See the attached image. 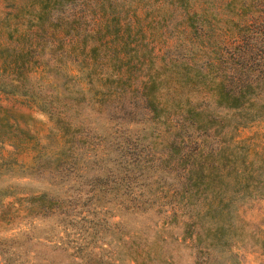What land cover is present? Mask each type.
I'll return each mask as SVG.
<instances>
[{"label": "trees", "instance_id": "obj_1", "mask_svg": "<svg viewBox=\"0 0 264 264\" xmlns=\"http://www.w3.org/2000/svg\"><path fill=\"white\" fill-rule=\"evenodd\" d=\"M216 3L31 0L19 33L25 44L16 38L11 42L13 30L7 33L10 41L3 48L9 58L3 70L9 73V87L34 81L41 91L50 86L22 68L30 59L56 73L69 60L82 65L86 77L92 73L99 80L91 98L93 108L106 111L97 127L101 131L96 123L72 124L70 86L63 92L56 84L50 93L36 95L64 135L59 162L74 168L84 161L85 171L91 170L84 197L93 211L120 216L114 223L121 229L119 250L134 264L170 260L160 246L131 239L126 214L150 211L158 215L156 228L179 223L186 236L214 235L207 246L219 243L217 234L230 231L233 203L264 194V161L232 134L248 122L264 120V0L219 2L230 22V40L221 44L210 40L212 29H204L212 27L210 7ZM150 15L174 24L159 55L141 48L135 32L154 23ZM177 42L182 53H163ZM61 75L62 81L74 78ZM224 111H230L227 118ZM73 189L81 191L78 184Z\"/></svg>", "mask_w": 264, "mask_h": 264}, {"label": "rangeland", "instance_id": "obj_2", "mask_svg": "<svg viewBox=\"0 0 264 264\" xmlns=\"http://www.w3.org/2000/svg\"><path fill=\"white\" fill-rule=\"evenodd\" d=\"M214 1L216 5L210 7L215 12L212 27L204 29H212L210 40L221 44L223 39L230 40V22L224 19L227 9L220 5L221 0ZM30 2L0 0V264H134L119 250L121 229L114 223L120 216L93 211V204L84 197L88 188L85 180L91 170L85 171L84 161L75 169L59 162L64 135L54 116L42 109L36 95L50 93L56 84L63 92H68L70 86L68 112L72 124L96 123V131H101L106 111L93 108L91 98L93 89H99V80L92 73L86 77L82 65L63 60L60 70L74 78L62 81V72H45L30 59L22 68L30 77L50 86L41 91L35 88L34 81L15 89L9 87V73L3 70L9 56L3 46L10 41L7 33L11 30V42L16 38L25 44V37L19 33L25 27L24 12ZM205 7L209 9L206 2ZM141 15L139 10V18ZM150 18L154 23L142 26L140 20V30L135 32L141 48L159 55L171 38L170 25L174 24L168 18ZM178 36L182 37L180 33ZM202 36L199 39L204 43ZM220 48L217 45L216 52ZM182 52L178 42L163 51L167 56ZM224 112L227 118L230 111ZM135 127L138 131L139 126ZM232 134L251 152H257L258 160L264 161V120L248 122ZM77 184L80 193L73 189ZM233 204L230 231L217 234L219 243L207 246L208 238L214 235L199 232L186 236L179 223L156 228L160 225L158 215L150 211L126 214L125 226L134 234L131 239L160 246L159 251L170 260H150L148 264H264V194Z\"/></svg>", "mask_w": 264, "mask_h": 264}]
</instances>
